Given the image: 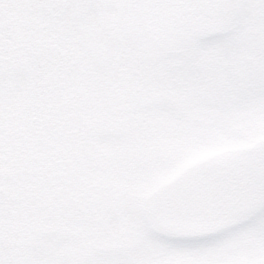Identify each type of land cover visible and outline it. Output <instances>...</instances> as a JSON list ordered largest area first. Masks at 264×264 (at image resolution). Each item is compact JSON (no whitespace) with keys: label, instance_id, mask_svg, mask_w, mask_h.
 Instances as JSON below:
<instances>
[{"label":"rangeland","instance_id":"obj_1","mask_svg":"<svg viewBox=\"0 0 264 264\" xmlns=\"http://www.w3.org/2000/svg\"><path fill=\"white\" fill-rule=\"evenodd\" d=\"M0 264H264V0H0Z\"/></svg>","mask_w":264,"mask_h":264},{"label":"trees","instance_id":"obj_2","mask_svg":"<svg viewBox=\"0 0 264 264\" xmlns=\"http://www.w3.org/2000/svg\"><path fill=\"white\" fill-rule=\"evenodd\" d=\"M82 137V139H83V136H81ZM84 142V144H85V140L83 141ZM80 144H81V142H80ZM81 150V149H80ZM96 160V161H98V159H99V156H98V151H94L93 152V157L89 160V161H87L88 162V165H89V168H92V166H95L96 164V162L95 161H93V160ZM35 170H40V168H36L35 167ZM18 176H20V175H18ZM22 176V175H21ZM19 178V177H18ZM18 178H14V180H18L19 181V179ZM75 182V181H74ZM23 197V196H22Z\"/></svg>","mask_w":264,"mask_h":264}]
</instances>
